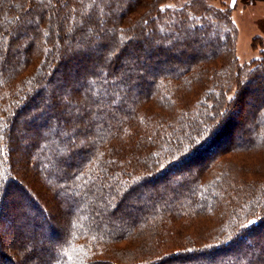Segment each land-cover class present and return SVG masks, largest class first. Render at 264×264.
Masks as SVG:
<instances>
[{
    "label": "trees",
    "instance_id": "trees-1",
    "mask_svg": "<svg viewBox=\"0 0 264 264\" xmlns=\"http://www.w3.org/2000/svg\"><path fill=\"white\" fill-rule=\"evenodd\" d=\"M163 1L0 0V264H264V54Z\"/></svg>",
    "mask_w": 264,
    "mask_h": 264
},
{
    "label": "rangeland",
    "instance_id": "rangeland-1",
    "mask_svg": "<svg viewBox=\"0 0 264 264\" xmlns=\"http://www.w3.org/2000/svg\"><path fill=\"white\" fill-rule=\"evenodd\" d=\"M178 1L180 2V0H165L161 7L176 6ZM206 1L230 13L236 31L235 55L238 64L249 66L251 62L260 60L264 54V0ZM236 91V87L231 89L228 93V99H233ZM28 147L29 145L22 144L18 150L24 152L29 149ZM159 185L162 186L163 184L159 183ZM142 203L145 208L150 206V201L147 199L143 200ZM55 209L56 207H53V210ZM132 216L134 218V215ZM104 220L106 221L105 218ZM119 220L127 221L126 217H121ZM107 221L112 222L109 219Z\"/></svg>",
    "mask_w": 264,
    "mask_h": 264
}]
</instances>
